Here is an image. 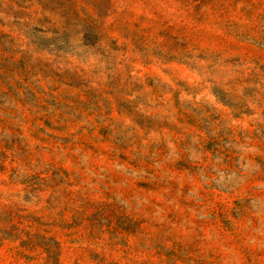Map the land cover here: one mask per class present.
I'll use <instances>...</instances> for the list:
<instances>
[{
  "label": "rangeland",
  "instance_id": "obj_1",
  "mask_svg": "<svg viewBox=\"0 0 264 264\" xmlns=\"http://www.w3.org/2000/svg\"><path fill=\"white\" fill-rule=\"evenodd\" d=\"M0 264H264V0H0Z\"/></svg>",
  "mask_w": 264,
  "mask_h": 264
}]
</instances>
